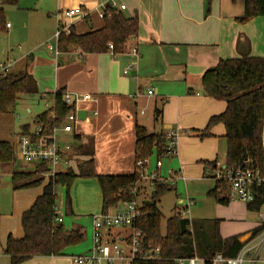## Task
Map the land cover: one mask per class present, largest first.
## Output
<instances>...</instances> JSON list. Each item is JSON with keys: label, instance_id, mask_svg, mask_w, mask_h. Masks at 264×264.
Returning a JSON list of instances; mask_svg holds the SVG:
<instances>
[{"label": "crops", "instance_id": "0c3cea01", "mask_svg": "<svg viewBox=\"0 0 264 264\" xmlns=\"http://www.w3.org/2000/svg\"><path fill=\"white\" fill-rule=\"evenodd\" d=\"M107 1L56 0L57 31L67 34L73 27L78 35H84L101 30L104 20L99 14L100 4ZM216 1H213L215 8L212 6V13L206 17L204 0H122L119 6H126L122 13L128 18L138 16L140 23L139 35L129 42L125 53L117 56L110 52L82 55L80 51L72 50L67 54H60L56 46L55 49L47 47V53L40 55L41 49L45 48L43 44L51 40V36L34 48L37 57L33 53L25 55L18 62L25 63L20 68L11 70V73L27 72L36 80L39 96L50 100V105L47 103L48 111L54 105L53 97L57 91L64 90L65 95L70 96H90L89 101L76 105L78 114L84 112V118H80L74 125V132L69 134L59 130L56 134L61 146H70L73 149L74 160L70 170L79 173V166L86 158L77 149L92 141L97 175L133 174L138 169L135 151L138 127L145 128L150 135L178 131V154L174 158L178 161L179 176L185 182L187 172L197 175L198 178L205 173L203 163L218 161L225 164L227 142L224 138V125L214 127L211 138L201 140L197 136V132L206 128L211 117L226 110L225 102L205 96L202 78L211 68H216L221 60L241 57L242 52L237 48L239 38L248 40L249 49L251 40L250 56L264 58V17L251 20L242 29V24L237 21L244 15L241 9L232 10L229 0H224V5L227 6L225 10H229L221 14L220 10H216ZM70 10L89 13L88 18H82V14L66 17L65 12ZM6 28L11 29L7 25ZM134 50L138 56L134 55ZM128 67L131 70L126 75L125 70ZM148 90L153 91V96L147 94ZM24 97L15 108L22 103ZM34 97L32 95L31 98ZM156 108L163 111L160 123L155 121ZM28 112L31 113L29 109ZM23 126H30L32 131L37 129V126L28 124ZM21 132L20 129L14 135L11 144H17ZM197 143L201 145L200 155L195 157L199 160L190 171L185 155ZM222 147L223 161H220ZM85 180L95 181L100 192L99 205L88 213L92 222L94 216L102 214V193L96 179ZM46 182L43 188L50 179L47 178ZM15 193L19 194L20 191ZM198 198L211 200L204 193ZM213 202L215 205L211 204V208L215 212L214 217L211 219L201 216L199 220H221L220 233L223 239L239 236L244 243L253 236L254 230L263 226L260 218L263 210L252 213L247 210L246 205L239 202H230L227 206L220 205L215 200ZM193 203L192 201L184 207L176 206L174 210H187L191 215ZM120 208L123 205L111 213L119 212ZM77 229H82L84 240L87 236L89 239V232H84L81 227H74L72 230ZM228 229L231 233H227L225 237L223 232ZM1 231L0 264H11L10 258L4 254L7 240L10 236L19 240L24 233L17 237L4 227ZM91 244L92 240L89 248L81 254L87 253L92 247ZM72 256L75 255L39 257L24 264H72Z\"/></svg>", "mask_w": 264, "mask_h": 264}, {"label": "trees", "instance_id": "16d2710c", "mask_svg": "<svg viewBox=\"0 0 264 264\" xmlns=\"http://www.w3.org/2000/svg\"><path fill=\"white\" fill-rule=\"evenodd\" d=\"M213 0H205L207 16H209ZM7 5H15L16 0H4ZM264 17V0H244V15L237 21L242 25L255 18ZM104 27L84 35H78L73 27L69 33H61L57 42L60 54L78 50L84 54H106L110 52L109 44L114 47L117 56L126 52L129 42L139 35L138 16L126 17L122 11L108 7L104 12ZM5 16L0 8V30L4 26ZM238 43V50L239 49ZM246 55L238 59L221 60L214 71H208L202 78V87L207 96L226 103V110L210 118L206 128L197 132L201 140L213 137L212 130L217 125H224L227 151L225 167L241 168L259 172L264 179V58L250 56L249 43L244 46ZM243 53V52H242ZM36 80L27 72L9 73L0 76V116L9 113L22 97L38 94ZM64 90L54 94L53 107L36 119V126L42 128V136L47 143L52 142L56 129L60 128L67 116L74 110L64 101ZM155 121L160 123L162 109L156 108ZM22 135H31L32 128L23 126ZM136 161L149 159L154 152L160 156L167 145L165 134L150 135L145 128L136 129ZM16 145L0 141V166L16 164ZM78 153L86 158L79 166V173L73 170L62 172L50 179L43 188L42 194L33 206L25 211L21 218L23 238L17 240L9 237L4 254L10 258L11 264H24L39 257H66L69 247L84 241L82 229L69 231L64 224L57 223L60 216L56 211V187L62 185L67 190L66 208L72 214L70 189L74 182L81 179H96L102 193V213L116 210L120 205L133 202L141 195L139 186L137 195L133 189L140 182L137 169L128 176L97 175L94 165V145L78 147ZM144 159V160H142ZM136 162V164H137ZM216 163H203L206 170H216ZM47 168L42 164L36 172H13L11 183L14 191L28 190L43 185ZM43 177V178H41ZM138 188V187H137ZM172 188L162 183L155 186L151 200H144L142 211L145 212L138 222V228L145 235V245L149 249L160 248L164 260L157 262L135 261L134 264H177L180 259L198 257L204 264H212L217 255L233 259L243 248L239 236L223 239L220 233L221 220H193L190 222L175 210L174 216L167 220L165 235H162V212L158 208L161 199L171 192ZM255 200L247 205V210L260 213L264 209V186L254 188ZM209 198L218 204L227 206L228 187L223 182L216 183ZM150 202V204H147ZM263 227L253 231V236L262 232Z\"/></svg>", "mask_w": 264, "mask_h": 264}, {"label": "rangeland", "instance_id": "374dc122", "mask_svg": "<svg viewBox=\"0 0 264 264\" xmlns=\"http://www.w3.org/2000/svg\"><path fill=\"white\" fill-rule=\"evenodd\" d=\"M16 1L17 3L15 5H7L4 3V0H0V8H3L5 16L4 26L0 30V65H10L12 69L20 68L25 63V61L18 63L25 55L29 56L33 53V55L37 57L34 48L39 45L41 41H45L47 37L49 39L52 36V39L46 40V43L44 42L45 44L43 45L45 48L41 49L40 55L44 56L45 53H47V47L55 49L57 46V40L54 39V34L57 32L56 15L58 13L56 0ZM121 1L122 0H115L118 5L122 3ZM213 1L209 14L212 13V6L215 8ZM216 2V10H220L221 14L229 10H225L227 6L224 5V0H217ZM228 3L232 10L241 9L242 14H244V0H229ZM203 9L204 14H207L205 0L203 2ZM6 25H10L11 29H7ZM245 25H242V29H245ZM244 39L248 41L246 38ZM240 40L241 38H239L238 43ZM251 43L250 40V51L252 49ZM242 52L243 53L240 54L241 56L246 55L244 51ZM202 90L205 96H207L203 87ZM49 101V99L45 100L43 97L39 96V93L34 98L25 96L22 103H20L17 108L14 107L10 109L9 112H12L11 114L0 116V141L13 143L14 135L20 131L23 125L28 124L35 127V118L48 111L49 108L47 107V103L50 105ZM28 109L31 113L28 112ZM197 144L198 145L192 147L185 155L190 171L197 165L196 162L199 160L195 157L200 155L201 145L199 143ZM223 151L222 147L219 154L220 161H223ZM158 160L162 162L161 169L157 168ZM37 169V164L24 163L22 165L20 162L0 166V234H2L1 228L4 227V229L12 233L13 236H22L23 232L20 223L21 215L25 210L32 207L36 198L41 194L44 183H47V177H44L42 186L22 190L19 194H16L11 183V175L13 171L17 170L33 173L36 172ZM143 170L148 175L156 173L160 183L168 188H172V191L168 192L158 204V208L164 216L162 220L163 236L166 231V222L174 216L175 210H177H174L176 206L184 207L193 201L194 205L191 207V215H187V219L199 220L201 216L209 218L214 217L215 212L213 208H211V204H213V206L215 205L213 200L206 201L205 199L198 198L202 193H204V196L208 197L209 193L215 189L217 181L214 178L207 177L205 173L198 178L197 175L187 172V181L185 182L179 176L177 158H159L156 152L148 159L146 168L142 169V171ZM140 171L141 170H139V173ZM56 195L57 214L63 217L65 221L64 227L67 230H72L74 227H81L84 229V232H89V239L87 236L82 243L69 247L66 251L69 255H79L86 251L90 246L91 240L93 241L92 222L88 213L91 212L93 207L99 205V188L95 181L87 182L85 179H77L70 189L72 214H68L66 208V188L62 185H58L56 187ZM152 195L153 191L147 184L146 189L142 188L141 190L139 201L142 203L144 200H151ZM122 209L124 210V206L119 209V212L123 211ZM227 233H231L229 229L223 232V235L226 237Z\"/></svg>", "mask_w": 264, "mask_h": 264}, {"label": "built area", "instance_id": "2783aa9c", "mask_svg": "<svg viewBox=\"0 0 264 264\" xmlns=\"http://www.w3.org/2000/svg\"><path fill=\"white\" fill-rule=\"evenodd\" d=\"M100 17L103 19L104 12L108 7L118 11H124L126 6H119L115 0H108L100 4ZM82 14V18H88L86 12L79 13L78 10H70L65 12L66 17H72ZM10 28V25H7ZM62 31L58 30L55 39L59 40ZM110 53H113L114 47L109 44ZM134 55L138 56L134 50ZM10 65H0V76L11 73ZM131 67L125 70V74H130ZM147 94L153 96V91L148 90ZM90 96H70L65 95V103L74 108L67 116L60 128L56 129L52 136V142L47 143V139L42 136V128L37 127L32 131L31 135H21L16 144L17 159L23 163L37 164L38 168L44 164L47 172L44 177L48 179L54 178L62 173V170H70L73 162V149L70 146H61L58 142L56 134L59 130L65 133H73L74 125L79 121L76 105L80 102L89 101ZM167 145L161 157H175L178 154V131L171 130L165 134ZM148 159L138 161L137 167L140 171V182L133 189L134 195H137L139 186L146 189V185L154 192L157 183H160L156 173L148 175L142 171L146 168ZM157 168H162V162L158 160ZM67 170V171H68ZM66 171V172H67ZM207 177H212L218 182H223L228 187V198L230 202H239L244 205L253 203L255 200L254 188L264 186V179L260 173L241 168H226L221 162L216 163V170H206ZM166 183V182H163ZM138 187V188H137ZM141 193V192H140ZM144 202V201H143ZM137 198L133 202L122 204L124 210L115 213H107L96 215L92 218V247L84 254L71 257L72 264H134L135 261L157 262L164 260L162 250L160 248L149 249L145 245V235L138 228V222L145 217L142 211V204ZM189 212L183 210L180 216L187 219ZM263 224V230L256 236H251L243 243V248L236 258L227 259L222 255H217L212 260V264H264V213H260ZM192 222L191 219H187ZM63 218H58L57 223L62 224ZM204 263L198 257L190 259H180L177 264H200Z\"/></svg>", "mask_w": 264, "mask_h": 264}, {"label": "water", "instance_id": "95a60500", "mask_svg": "<svg viewBox=\"0 0 264 264\" xmlns=\"http://www.w3.org/2000/svg\"><path fill=\"white\" fill-rule=\"evenodd\" d=\"M239 49L240 51H244V46L246 45V40L244 38H241V40L239 41ZM237 48H238V45H237ZM215 68H211L209 71H214ZM32 97V95H31ZM79 118L83 119L84 118V112H79L78 114ZM147 204H150V202H147ZM56 211H57V208H56Z\"/></svg>", "mask_w": 264, "mask_h": 264}]
</instances>
